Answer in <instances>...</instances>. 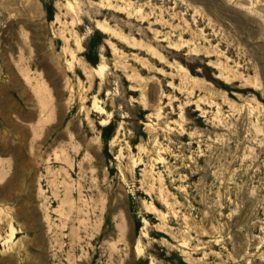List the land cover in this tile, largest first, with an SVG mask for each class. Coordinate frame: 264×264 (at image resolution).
Here are the masks:
<instances>
[{
  "label": "rangeland",
  "instance_id": "obj_1",
  "mask_svg": "<svg viewBox=\"0 0 264 264\" xmlns=\"http://www.w3.org/2000/svg\"><path fill=\"white\" fill-rule=\"evenodd\" d=\"M0 264H264V0H0Z\"/></svg>",
  "mask_w": 264,
  "mask_h": 264
},
{
  "label": "bare ground",
  "instance_id": "obj_2",
  "mask_svg": "<svg viewBox=\"0 0 264 264\" xmlns=\"http://www.w3.org/2000/svg\"><path fill=\"white\" fill-rule=\"evenodd\" d=\"M97 27H99V28H101V29H103V30H107V28H108V26H107V23H105V22H103V21H99L98 23H97ZM99 67V66H98ZM101 68V67H100ZM99 68V69H100ZM101 70V69H100ZM102 71V70H101ZM98 72H100V71H98Z\"/></svg>",
  "mask_w": 264,
  "mask_h": 264
}]
</instances>
